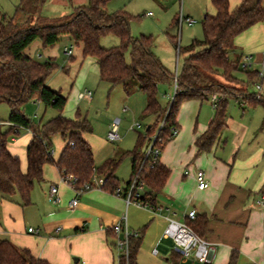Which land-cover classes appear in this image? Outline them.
I'll return each instance as SVG.
<instances>
[{
	"label": "trees",
	"instance_id": "trees-1",
	"mask_svg": "<svg viewBox=\"0 0 264 264\" xmlns=\"http://www.w3.org/2000/svg\"><path fill=\"white\" fill-rule=\"evenodd\" d=\"M46 0H20L10 17L0 13V103L8 107L6 127L0 122V198L17 194L21 205L30 203L34 182L42 180L43 166L54 163L60 175L75 177V187L91 183L94 172L104 179L101 189L115 192L118 180L114 170L118 159L109 158L97 169L90 145L83 135L91 131L85 118L78 115L68 119L61 115L66 98L46 85V79L55 69L53 58L43 61L28 56L24 50L39 40L42 47H51L62 35L74 44H80L82 55L94 58L98 67L99 80L109 85H120L125 94L135 90L145 95L146 103L142 115L151 116L152 123L145 128V134H138L132 150L121 154L130 157L131 176L137 172L138 181L143 182L149 194H143L141 202L152 205L150 194L158 193L169 170L159 163L158 157L144 156L142 147L153 137V146L159 149L172 139L171 128L177 127L175 116L182 101L189 99L208 100L211 94L218 96L217 106L206 131L194 144L197 152L209 151L225 128L226 103L229 97L239 99L243 105H260L264 109V95L248 93L246 85L253 82L255 71L240 67L238 57H232L234 38L258 22L264 23L263 0H242L233 10L227 0H210L215 8L214 15L205 14L200 21L202 38L192 39L182 48L186 54L180 71L172 75L151 51V37L131 38L129 34L130 15L125 11L107 12L109 0H88L87 4L76 6L69 14L48 18L40 9ZM176 24L177 20L174 19ZM112 35L119 40L114 47L100 46L99 39ZM129 54L126 62L125 54ZM243 71L246 81H240L234 73ZM175 91L172 99L164 106L158 100V84H166ZM230 83L243 88L231 90ZM38 101L44 107L58 111V115L42 125L32 126L24 114L28 101ZM30 132L26 147V170H20L19 159L12 156L6 147L10 137L18 133L15 127ZM264 127V116L261 129ZM60 136L64 146L54 160L50 154L52 138ZM154 163L150 166L151 161ZM130 176V178H131ZM130 181V179H129ZM127 182V185L129 183ZM187 225L200 235L204 222L188 221ZM138 237L128 238L129 257L132 262L141 241ZM0 264H47L45 260L33 258L27 250L15 247L6 239H0ZM228 264H236V254L231 252Z\"/></svg>",
	"mask_w": 264,
	"mask_h": 264
},
{
	"label": "crops",
	"instance_id": "crops-1",
	"mask_svg": "<svg viewBox=\"0 0 264 264\" xmlns=\"http://www.w3.org/2000/svg\"><path fill=\"white\" fill-rule=\"evenodd\" d=\"M241 1L227 0L229 9H235ZM50 2H60L61 5L67 2L73 11L76 6L87 4L88 0ZM205 14H215L210 0H182L180 15L184 18L201 21ZM57 42L64 43L63 46L72 43L65 35L60 36ZM57 42L51 47H42L39 40H34L24 52L35 58V54L41 56L37 52L41 50L44 58H55L59 52L55 51ZM32 45H36L37 50L34 57L30 51ZM73 46L70 58L75 59L76 77L80 74L85 57L80 44L73 43ZM231 56L238 57L239 62L248 57V71L259 73L258 67L264 66L263 22L255 23L234 38ZM96 74L98 76L97 65ZM46 85L63 96L62 89L50 83ZM165 90L163 87L161 92L158 91V100L159 95L169 96ZM236 101L243 107L239 99ZM209 107L208 100L189 99L180 103L175 116L177 133L163 146L158 156L159 163L169 170V174L161 190L150 194L152 205L148 206L152 209L126 204L123 195L101 188H92L76 196L68 184L61 182L55 164L46 163L42 180L33 184L28 205H21L17 194L0 198V239L27 250L33 258L45 260L47 264H119L115 250L116 235L111 227L124 217L129 232H142L133 264H200L184 261L173 251L172 240L162 236L168 220L187 223V212L194 210L196 220L204 222L201 237L215 248L211 264H228L233 251L236 264H264V208L258 202L264 192V131L261 130V123L255 131L257 133L245 126L243 131L235 133L228 147V142L222 139L223 131L227 128L226 116L225 128L211 149L198 153L194 142L206 131L212 119L214 110ZM262 111L261 121L264 109ZM6 120L0 119L5 127ZM86 134L83 137L89 144ZM56 136L52 142L56 138L58 150L61 151L64 140ZM30 137V132L26 130L19 138L10 137L6 144L8 152L19 159L22 172L26 170L25 151ZM60 151L53 153L54 160ZM122 153L118 152L119 155ZM197 170L205 174L207 186L202 190L197 188ZM53 185H57V202L49 199V189ZM126 185L118 184V188L124 190ZM143 194H149L146 187ZM75 196L77 204L69 208V201ZM133 207L141 209L143 215L137 217ZM28 228L34 231L28 232Z\"/></svg>",
	"mask_w": 264,
	"mask_h": 264
},
{
	"label": "rangeland",
	"instance_id": "rangeland-1",
	"mask_svg": "<svg viewBox=\"0 0 264 264\" xmlns=\"http://www.w3.org/2000/svg\"><path fill=\"white\" fill-rule=\"evenodd\" d=\"M18 3L19 0H0V13L7 17L12 16ZM181 6L182 0H109L105 9L107 12L122 10L128 13L130 15L129 34L131 38H138L142 35L151 37L152 53L165 69L174 75L180 71L183 58L186 56L182 52V48L188 45L192 39L202 38L200 20H194L191 25H187L186 22H179ZM71 11L72 9L67 2L66 5H61L60 2L51 3L50 0H46L40 13L43 17L53 18L69 14ZM148 13L150 14L148 15ZM173 19L177 20V24L173 23ZM99 42L100 46L104 48L119 44V40L112 35L102 36ZM63 45L62 42L56 44V53L59 50L57 56L53 58L56 67L47 77L46 83L62 89V95L67 97L65 106L61 111L62 115L70 119L78 115L85 118L89 123L92 131L86 134V138L93 151L95 168L100 167L109 158L118 159L114 175L117 177L119 185H125L131 176L130 157L121 156L118 152L132 150L138 134L144 135L145 128L152 123L150 116L142 115L146 103L145 95L140 91L126 95L119 85L110 88L109 85L100 82L96 74L95 60L89 56L82 60L80 74L74 77L75 63L73 64V62L75 59L67 57L62 52ZM35 46L30 47L32 56L37 51ZM37 52H40L41 56L38 57V54H35L34 59L40 61L46 59L42 56L41 50ZM128 52L125 54L127 63L129 62ZM77 68L78 65H76ZM258 72L262 78H260L261 89L259 93L264 95V66H259ZM235 75L238 80L246 81V75L243 72L238 71ZM230 86L231 90L236 92L243 88L236 83H230ZM157 87L159 92L164 87L169 95H159V101L164 106L173 96V89H171L173 87L161 83ZM245 87L248 93L255 92L253 83L247 84ZM84 89L92 92L90 100L78 97V94ZM209 108L214 110L211 105ZM262 110L263 108L258 104L254 106L244 104L243 107H240L234 97L227 99V128L223 131L222 139L228 142V147L231 146L230 143L235 133L243 131L245 126L253 132L258 130L263 114ZM23 111L32 126L42 125L58 115V111L54 108L44 107L42 103L35 100L28 101L24 105ZM246 112H250V114L247 115ZM242 114L244 115L241 116ZM7 115V105L0 103V119L5 121ZM115 120L118 122V135L120 137L117 141L109 142L106 140V133ZM135 124H139L140 127H132ZM261 130L264 131V128ZM25 133L26 130L20 128L18 133L13 136L19 138ZM57 142V139L54 138L52 142L53 159L55 158L53 153L60 151ZM146 146L145 144L142 147V151L146 150ZM93 177L96 178L99 175L94 172ZM133 208L137 211V217L143 215L141 209Z\"/></svg>",
	"mask_w": 264,
	"mask_h": 264
},
{
	"label": "built area",
	"instance_id": "built-area-1",
	"mask_svg": "<svg viewBox=\"0 0 264 264\" xmlns=\"http://www.w3.org/2000/svg\"><path fill=\"white\" fill-rule=\"evenodd\" d=\"M150 13H148L149 15ZM185 21L187 24H192L193 20L190 18H184L183 16H179V22ZM73 43H68L63 46L62 52L67 56L71 57L73 55ZM240 67L248 71L250 67V59L248 57H244L243 60L240 62ZM176 74V73H175ZM260 78L261 74L257 73L256 77L253 79V84L255 87L256 96H260ZM175 91V82L173 84V95ZM80 99L90 100L92 98V92L90 90H83L78 94ZM173 97V96H172ZM172 99V98H171ZM218 96L215 94H211L208 98V102L210 105L215 108L218 103ZM9 125V123H4ZM136 125V126H135ZM132 127L138 128L140 127L139 124H135ZM19 127H15L14 130L17 131ZM177 133V127L171 128L172 136H175ZM155 137V136H154ZM153 139L147 143L146 150L144 151V156H153L156 158L159 156V149L153 146ZM106 139L109 142H114L119 139L118 135V122L115 120L109 130L106 133ZM148 148V149H147ZM52 156V150L50 151ZM153 159L150 163V166L154 163ZM93 178V181H92ZM91 183H85L80 187H75L73 182L75 181V177L72 175H67L66 177L61 176V182L68 184L74 191L75 195L78 196L79 194L85 192L86 190L92 188H100L104 182L102 177L94 178L92 175ZM195 180L197 183V188L202 190L207 186V182L205 180V174L202 170H197L195 173ZM144 184L137 179V172H135L124 190L117 188L114 193L117 195H123L126 204H134L138 207H149L152 209L151 206L144 204L141 202L142 193L144 192ZM76 196L69 201V208H73L77 204ZM49 199L53 202L58 201L57 196V185H53L49 189ZM259 204L262 208H264V192L261 193L259 197ZM196 214L194 210H190L186 214V218L188 221L194 220ZM112 232L116 235L115 240V250H116V258L119 264H133L130 261L129 257V249H128V238L129 237H138V232H129L126 226L125 218L122 217L121 220L111 227ZM28 232H33L32 228L27 229ZM121 235V237H118ZM165 238H170L173 242V251L184 261H192L197 262L200 264H211L212 259L214 257L215 248L214 245L208 242L203 237L197 235L192 231V229L187 225L186 222L178 223L173 220H168V223L163 231L162 234ZM155 253V251H153Z\"/></svg>",
	"mask_w": 264,
	"mask_h": 264
}]
</instances>
